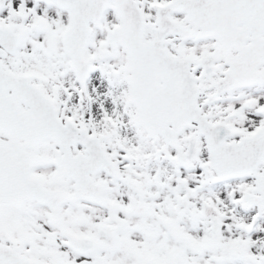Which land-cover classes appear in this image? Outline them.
I'll use <instances>...</instances> for the list:
<instances>
[{
  "label": "snow or ice",
  "instance_id": "obj_1",
  "mask_svg": "<svg viewBox=\"0 0 264 264\" xmlns=\"http://www.w3.org/2000/svg\"><path fill=\"white\" fill-rule=\"evenodd\" d=\"M0 264H264V0H0Z\"/></svg>",
  "mask_w": 264,
  "mask_h": 264
}]
</instances>
